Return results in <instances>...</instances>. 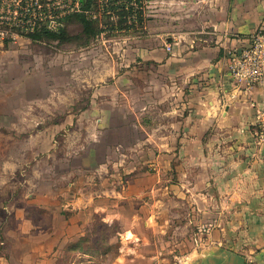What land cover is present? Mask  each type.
<instances>
[{"label":"rangeland","instance_id":"1","mask_svg":"<svg viewBox=\"0 0 264 264\" xmlns=\"http://www.w3.org/2000/svg\"><path fill=\"white\" fill-rule=\"evenodd\" d=\"M142 1V25L88 43L72 19L63 42L14 30L0 40V264H192L244 232L189 214L153 161L162 152L145 137L170 105L150 82L166 75L136 69L135 48L166 29V6ZM109 22L118 17H99L98 29Z\"/></svg>","mask_w":264,"mask_h":264},{"label":"crops","instance_id":"2","mask_svg":"<svg viewBox=\"0 0 264 264\" xmlns=\"http://www.w3.org/2000/svg\"><path fill=\"white\" fill-rule=\"evenodd\" d=\"M183 1V33L175 31L178 2L165 0L166 29L135 48L136 69L166 75L164 84H150L170 105L144 144L162 152L153 161L171 171L166 189L183 198L189 214L213 216L210 226L221 231H244L192 264H264V143L255 137L264 81L244 94L228 71V53L247 46L264 22V0Z\"/></svg>","mask_w":264,"mask_h":264},{"label":"built area","instance_id":"3","mask_svg":"<svg viewBox=\"0 0 264 264\" xmlns=\"http://www.w3.org/2000/svg\"><path fill=\"white\" fill-rule=\"evenodd\" d=\"M80 0H0V40L30 36L42 30L56 33L65 26L66 17L77 13ZM170 51L171 47L166 46ZM228 71L235 87L250 94L264 81V22L249 37L247 46L228 53ZM258 143H264V109L258 111Z\"/></svg>","mask_w":264,"mask_h":264},{"label":"trees","instance_id":"4","mask_svg":"<svg viewBox=\"0 0 264 264\" xmlns=\"http://www.w3.org/2000/svg\"><path fill=\"white\" fill-rule=\"evenodd\" d=\"M142 0H80V7L77 13H74L65 19V23L76 20L82 26L83 34L86 36V43L89 39L99 33L106 31H128L134 24L142 25L144 21ZM97 14L101 19L110 18L114 15L118 17V23L111 24L106 29H98ZM137 16V18L135 17ZM32 40L48 39L52 41L63 42L69 40L65 26L56 33H50L42 30L36 34L30 35Z\"/></svg>","mask_w":264,"mask_h":264}]
</instances>
